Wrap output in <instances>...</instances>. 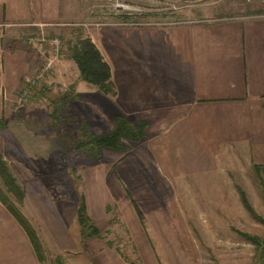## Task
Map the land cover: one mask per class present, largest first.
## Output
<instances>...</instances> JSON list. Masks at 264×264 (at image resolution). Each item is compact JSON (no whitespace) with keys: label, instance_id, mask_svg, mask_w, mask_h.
<instances>
[{"label":"rangeland","instance_id":"obj_1","mask_svg":"<svg viewBox=\"0 0 264 264\" xmlns=\"http://www.w3.org/2000/svg\"><path fill=\"white\" fill-rule=\"evenodd\" d=\"M251 4L217 0L213 8L225 6L226 15H235L253 10ZM2 10L0 117L5 127L0 129V152L23 190L17 205L40 240L41 264H52L54 255L64 264H264V250L236 232L263 234V225L243 209L235 188L245 192L264 220L261 187L252 169H225L217 176L210 171L216 168L171 159L173 169L182 170L180 176L165 178V170L145 160L146 135L136 143L123 141L128 146L123 153L101 148L96 157L72 148L82 137L81 123L94 134L103 133L111 128L109 117L119 112L115 100L108 106L107 98L114 95L81 79L78 88L68 47L77 36L89 37L119 87L122 74L138 72L134 63L129 70L120 63L121 29H132L122 23L155 22L158 18L151 15L162 12L126 15L101 0H0ZM13 20L18 21L15 27L8 22ZM39 72L28 87L27 80ZM26 87L29 93L19 101L17 93ZM126 118L134 123L137 116ZM81 196L98 229V235L84 239L75 216ZM0 229L4 255L11 249L32 253L1 203ZM11 233L14 240H9Z\"/></svg>","mask_w":264,"mask_h":264},{"label":"crops","instance_id":"obj_2","mask_svg":"<svg viewBox=\"0 0 264 264\" xmlns=\"http://www.w3.org/2000/svg\"><path fill=\"white\" fill-rule=\"evenodd\" d=\"M187 1L183 9L151 15L163 23L122 26L132 29H121L120 63L127 70L134 63L138 72L122 74L119 87L110 72L115 93L103 97L104 105L118 102L120 115L147 122L145 160L165 170V178L182 170L173 169L171 159L216 168L210 171L217 176L264 166V4L226 15L225 6L213 8L217 0ZM8 237L14 240L13 233ZM11 250H0V264L37 261L33 251Z\"/></svg>","mask_w":264,"mask_h":264},{"label":"trees","instance_id":"obj_3","mask_svg":"<svg viewBox=\"0 0 264 264\" xmlns=\"http://www.w3.org/2000/svg\"><path fill=\"white\" fill-rule=\"evenodd\" d=\"M68 51L69 57L76 65L79 78L82 81L96 86L104 94L113 95L115 93L114 86L109 79V67L89 37L77 36L75 42L68 47ZM111 119V128L99 134H94L86 122L81 123L82 137L74 142L72 148L76 151L86 150V153L96 157L99 156L101 148L123 153L128 148V146L123 144V141L136 143L145 136L147 122L144 119L137 117L133 123L120 114L113 115ZM4 127V120L0 117V129ZM251 169L261 187L260 195L264 202V166L253 164ZM235 188L243 209L248 215L263 225V234L260 237L242 231L236 232L249 241L256 250L261 252L264 250V220L255 213L248 202L245 192L237 185H235ZM23 199V190L0 152V203L21 228L37 262L41 264L44 262V255L40 240L36 231L17 205ZM75 216L81 239L98 235V229L91 224L90 218L86 213V205L82 196L76 206ZM52 264H64V260L60 255H54Z\"/></svg>","mask_w":264,"mask_h":264},{"label":"built area","instance_id":"obj_4","mask_svg":"<svg viewBox=\"0 0 264 264\" xmlns=\"http://www.w3.org/2000/svg\"><path fill=\"white\" fill-rule=\"evenodd\" d=\"M105 4L111 5L115 12L123 13L126 15L136 14L142 16L148 13H159V12H172L183 9L190 5L187 0H101ZM246 3H260L264 4V0H243ZM136 21L124 22L122 24L137 25ZM139 24H152V23H163L160 21L155 22H144L139 21ZM31 38V37H30ZM30 40V39H29ZM40 72L34 76V78L27 80L28 87L35 83L40 78ZM23 88L17 93V99L23 100L29 93L30 88Z\"/></svg>","mask_w":264,"mask_h":264}]
</instances>
